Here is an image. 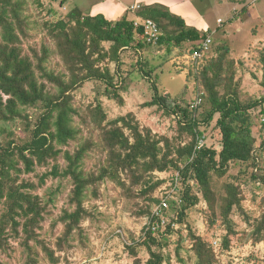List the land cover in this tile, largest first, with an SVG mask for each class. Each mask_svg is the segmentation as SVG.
<instances>
[{"label":"trees","instance_id":"trees-1","mask_svg":"<svg viewBox=\"0 0 264 264\" xmlns=\"http://www.w3.org/2000/svg\"><path fill=\"white\" fill-rule=\"evenodd\" d=\"M26 9V0H0V120H20L31 131V138L24 143L15 139L7 143L0 140V253H10L14 248L11 240H20L26 250L25 264H59L61 258L55 255L56 251L70 246L77 235L83 237L86 231L83 222L94 217L85 202L90 197H100V183L115 181L121 186L123 195L135 199L140 196L135 191L138 186H149L142 191L144 195L163 184V180L152 179L155 172L170 173L172 186L179 172L181 196L179 200L169 201L167 215L172 223L188 224L191 250L198 257L197 264H218L213 241L193 230L188 222L189 211L201 202L195 187L208 203V224L214 231L227 228L223 236L225 248L231 247L233 236L238 234L231 215L235 207H242L244 198L241 185L229 183L227 195L220 204L221 211H218L220 190L213 178L225 177L233 163H246L251 168L249 182L264 191V137L259 142L254 136L252 114L260 108L264 117V96L256 98L244 92L241 81H236L237 64L240 63L229 58L230 46L218 44L213 52L206 51L203 42L211 30L188 26L183 17L158 4L144 6L139 15L159 24L162 30L159 44L185 49L192 57L191 74L196 81L197 98H202L201 105L193 108L192 103L180 102L153 82L154 96L146 104L159 105L177 116L182 130L191 133L193 138L188 144L176 147L166 141L164 150L161 139L151 129L143 128L134 113L106 122L107 114L99 106L93 121L99 129L100 142L96 144L88 139L71 153L64 151V146L71 144L80 132L74 117L77 114L73 105L74 90L88 80H99L108 88L114 87L115 98L123 103L116 89L115 74L102 61L109 57L120 63L121 49L141 52L151 44L146 41L143 28L135 26L134 20L126 14L111 20L103 13L89 14L75 7L66 17L47 23L54 48L43 44L40 49L31 46V53L26 52L23 45L29 32ZM105 42L112 43L107 51L103 46ZM196 51L203 52L202 57L194 58ZM252 52L264 65V48ZM55 54L61 57L68 72L48 68L46 63ZM142 70L146 76L151 75V70ZM200 106H204L201 119L198 118ZM39 107L42 111L33 121L30 109ZM214 120L219 130V146L204 143L196 150L198 137H204L202 122L209 126ZM96 147L106 155V160L98 172H89L83 163L89 151ZM61 156L66 165L59 162ZM52 162L55 163L51 168L41 174L37 172ZM31 174L37 175L38 182L24 177ZM50 178H66L70 182L69 207L61 213L64 228L55 241V248L37 231L43 229L42 222L48 211V205L37 190L45 187ZM261 202L264 204V195ZM145 213L150 216L152 211L147 209ZM174 231L171 224L167 229L149 230L140 246H147L151 256L144 261L137 247L131 246L133 264H164L168 260L163 252L167 245L164 239ZM262 241L264 213L253 232V242ZM0 264L6 263L0 260Z\"/></svg>","mask_w":264,"mask_h":264},{"label":"rangeland","instance_id":"rangeland-1","mask_svg":"<svg viewBox=\"0 0 264 264\" xmlns=\"http://www.w3.org/2000/svg\"><path fill=\"white\" fill-rule=\"evenodd\" d=\"M61 1L26 0L27 9L24 13L29 17L28 37L23 44L26 52H30L31 46L40 49L43 44L54 48L55 42L48 34L47 23L51 24L61 17H66L75 7L83 6L85 12L91 10L95 13L96 7L101 4L106 6L112 2L116 5L121 3L120 8L125 14L126 9L134 4H147L143 0H67L63 4ZM181 1L188 0H179ZM191 1L197 8L195 14L202 13L211 28L220 30L218 34L212 35L210 50L213 52L218 44H228L231 48L229 58L240 63L237 64L236 81H241L244 92L256 98L263 97L264 65L260 57L252 51L264 48V0ZM88 4L89 7L86 6ZM160 6L168 9L164 5ZM187 6L190 5L187 4ZM128 11L130 16H133L134 13ZM122 17L123 15L119 19ZM219 19L223 20L220 24H218ZM111 44V42L103 43L104 49L107 51ZM191 58L185 49L156 44L141 52L121 49L120 63L110 60L109 57L104 59L102 64L108 65L115 74L118 85L116 89L123 98V103L115 98L114 87L108 88L106 83L99 80H88L76 88L73 92V105L77 109V114L74 117L80 132L76 139L71 140V144L64 146V151L69 150L75 153L88 139L96 144L100 142L99 129L93 121V115L99 106L107 114L106 122L130 112L134 113L143 128L151 129L161 139L164 150H166V141L171 143L172 147L188 144L193 136L188 131L182 130L177 116L167 113L159 105L147 106L146 103L153 99V82H156L162 92H169L184 104L194 102L197 99V87L194 75L191 74ZM46 65L49 69L68 72L63 60L57 54L53 55ZM143 68L151 70V75L146 76ZM202 110L204 106H200L198 110L200 119ZM41 111V107L30 109L33 121L38 118ZM252 114L254 116L253 134L260 142L264 137V117L260 108L253 110ZM215 123L216 120L208 126L202 122L201 129L204 131L205 143L219 146V130L215 128ZM30 138L31 131L25 122L0 120V140L3 143L12 139L24 143ZM63 154L64 152L61 155ZM105 160L106 155L101 154L96 147L89 151L83 165L89 172H98ZM59 162L66 165L63 156ZM54 163L40 167L37 172L43 173ZM250 172L251 168L248 164L239 162L232 164L230 172L225 177L220 179L215 176L213 178L214 185L220 190L218 211H221L222 198L227 195L226 185L229 183L241 185V195L244 198L242 207H235L231 215L232 222L236 223L238 234L233 236L230 248H225L223 243L227 228L224 226L214 231L208 224V203L199 189L195 187L201 202L189 211L188 222L193 230L208 236L213 241L219 260L218 264H264V241L257 244L253 242L255 225L258 220L262 219L264 213V204L261 202L264 191L249 182ZM178 176L180 177L179 172L174 177L175 183L172 186L170 173L155 172L152 179L154 181L163 180V184L152 193L144 195L141 194L142 191L149 186H138L135 191L140 196L135 199L123 195L121 186L115 181L106 180L100 183V197H90L85 202L93 211L94 217L83 222V227L86 229L83 231V237L77 235L72 239L70 246L66 245L63 250L56 251L55 255L61 258L59 264H133L134 256L131 253V246H136L139 256L147 261L151 256L148 247L140 246L148 232L149 213H145V210L153 211L156 204L167 196H172L170 200H179L181 177L179 181H176ZM24 177L35 182L39 180L36 174ZM176 184L178 190H174ZM37 193L48 205L45 220L42 222L43 229H37V231L55 248V241L64 228L60 221L61 213L69 207L70 182L66 178H50L46 186L38 189ZM167 210L168 223L162 229H167L171 224L175 231L164 239L167 245L163 247V252L168 258L164 264H197L198 257L191 250L188 224L180 226L172 223ZM178 229H181V232ZM31 243L34 244L35 241L32 240ZM11 244L14 248L9 250L10 253H0V260L6 264H25L26 250L22 244L20 245V240H11ZM38 249L44 255L41 246L38 245ZM46 259L49 258L46 257Z\"/></svg>","mask_w":264,"mask_h":264},{"label":"built area","instance_id":"built-area-1","mask_svg":"<svg viewBox=\"0 0 264 264\" xmlns=\"http://www.w3.org/2000/svg\"><path fill=\"white\" fill-rule=\"evenodd\" d=\"M142 8L141 4H134L130 7L131 11H139ZM222 20L220 19V22ZM134 24L137 27H142L144 30V35L146 41L151 45L159 44L162 36V30L159 26V24L152 18H143V17H137L134 19ZM213 37L212 34H209L207 39L203 42V48L204 50L208 51L210 50V46L212 44ZM203 52L196 51L193 54L194 58H200L202 57ZM202 103V98L198 97L194 102H192V107L197 108ZM204 137H198V144L196 146V150L200 149L204 145ZM180 177H176V181H179ZM178 190V185L176 184L175 189ZM170 198L172 196L164 197L156 206L154 207L151 215L148 218L147 222V230H153L158 231L161 228H165L168 219L166 216V210L170 206Z\"/></svg>","mask_w":264,"mask_h":264},{"label":"crops","instance_id":"crops-1","mask_svg":"<svg viewBox=\"0 0 264 264\" xmlns=\"http://www.w3.org/2000/svg\"><path fill=\"white\" fill-rule=\"evenodd\" d=\"M137 1H141V0H137ZM143 1H145L147 4L141 3L142 8L147 5H156V4L164 5L172 13L176 14L178 12L177 15L183 17L186 20V23L188 26H193V27L198 28L199 30H204V31L211 30L210 34H212L213 36L214 34H218L220 32V30L211 28V26L206 21L202 13L195 14V12L197 11V8H195V5L191 3L192 2L191 0L183 1V2L182 1L179 2V0H143ZM120 4L116 5L113 2L106 6H103V4H101L100 6L96 7L97 9L95 10V13H92L91 10L86 13L98 14V12L101 11L100 13H103L108 19L116 20L122 15H124L123 13L124 10L120 8ZM187 4H189L190 6L188 7ZM86 6L89 7V4ZM81 8L83 9V6H81ZM141 9L139 11H132V13L134 14L133 16H130L129 11H128L130 10V7H129L128 9H126L127 14L126 13L125 14L127 15L129 19L134 20L137 17H141L139 15V12L141 11ZM222 22L223 20L221 22H220V19L218 20V24Z\"/></svg>","mask_w":264,"mask_h":264}]
</instances>
